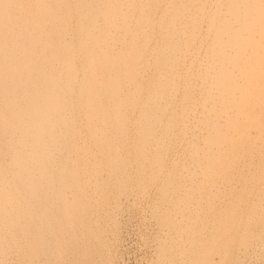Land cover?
Listing matches in <instances>:
<instances>
[{
    "label": "bare ground",
    "instance_id": "6f19581e",
    "mask_svg": "<svg viewBox=\"0 0 264 264\" xmlns=\"http://www.w3.org/2000/svg\"><path fill=\"white\" fill-rule=\"evenodd\" d=\"M130 231L264 264V0H0V264H129Z\"/></svg>",
    "mask_w": 264,
    "mask_h": 264
},
{
    "label": "rangeland",
    "instance_id": "374dc122",
    "mask_svg": "<svg viewBox=\"0 0 264 264\" xmlns=\"http://www.w3.org/2000/svg\"><path fill=\"white\" fill-rule=\"evenodd\" d=\"M130 233V234H129ZM129 233H127V237L129 238V239H127L128 241L126 242V246H127V250L125 251V255H124V258H126L125 260L129 263V264H139L140 263V261L138 260V258H139V247L137 246L138 244H137V242L135 241V235H134V233H132L131 231L129 232ZM134 243V244H133ZM132 244V245H131ZM137 244V245H136ZM129 245H131V247L129 246ZM132 248H133V250H132ZM129 249H130V251H129ZM136 249H138V250H136ZM134 250H136L135 252H134ZM129 254V255H128ZM138 255V256H137ZM214 257H216L217 258V256H214ZM219 257V256H218ZM137 259V260H136ZM218 259H220V258H218ZM136 260V261H135ZM138 261V262H137ZM223 261V260H222ZM132 262V263H131Z\"/></svg>",
    "mask_w": 264,
    "mask_h": 264
}]
</instances>
